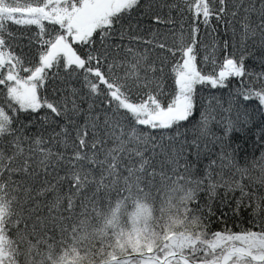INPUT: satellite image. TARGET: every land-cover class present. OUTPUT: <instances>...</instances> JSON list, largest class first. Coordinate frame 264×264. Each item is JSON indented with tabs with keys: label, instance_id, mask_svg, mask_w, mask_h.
<instances>
[{
	"label": "snow or ice",
	"instance_id": "1",
	"mask_svg": "<svg viewBox=\"0 0 264 264\" xmlns=\"http://www.w3.org/2000/svg\"><path fill=\"white\" fill-rule=\"evenodd\" d=\"M0 264H264V0H0Z\"/></svg>",
	"mask_w": 264,
	"mask_h": 264
},
{
	"label": "trees",
	"instance_id": "2",
	"mask_svg": "<svg viewBox=\"0 0 264 264\" xmlns=\"http://www.w3.org/2000/svg\"><path fill=\"white\" fill-rule=\"evenodd\" d=\"M219 31L221 34L223 33V31H224L223 24L220 25ZM243 135H244L243 133H234V139H236L237 142H240L243 138ZM257 155H258V153H257Z\"/></svg>",
	"mask_w": 264,
	"mask_h": 264
}]
</instances>
